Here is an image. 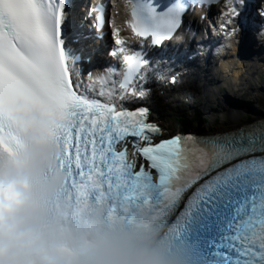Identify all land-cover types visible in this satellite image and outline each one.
Masks as SVG:
<instances>
[{
  "label": "snow or ice",
  "instance_id": "6c2138e0",
  "mask_svg": "<svg viewBox=\"0 0 264 264\" xmlns=\"http://www.w3.org/2000/svg\"><path fill=\"white\" fill-rule=\"evenodd\" d=\"M217 3L135 0L126 24L141 50L129 52L113 27L110 54L119 69L107 67L85 81L63 33L65 0H0V147L11 152L22 131L39 128L63 149L58 163L77 202L104 205L114 216L146 210L170 236L179 235L194 211L210 214L222 218L226 264H264V120L156 142L163 130L149 120V109L125 107L150 95L145 85L169 63L146 59L144 43L149 51L161 46L177 34L189 8ZM246 7L245 0H224L220 30L231 35L229 25ZM93 11L102 28L104 7ZM257 14L264 18V7ZM8 196L0 186V202Z\"/></svg>",
  "mask_w": 264,
  "mask_h": 264
},
{
  "label": "clouds",
  "instance_id": "9594fccd",
  "mask_svg": "<svg viewBox=\"0 0 264 264\" xmlns=\"http://www.w3.org/2000/svg\"><path fill=\"white\" fill-rule=\"evenodd\" d=\"M18 145L0 147V186L9 193L0 202V264H190L146 210L114 216L71 197L63 149L39 128L22 131Z\"/></svg>",
  "mask_w": 264,
  "mask_h": 264
},
{
  "label": "bare ground",
  "instance_id": "6f19581e",
  "mask_svg": "<svg viewBox=\"0 0 264 264\" xmlns=\"http://www.w3.org/2000/svg\"><path fill=\"white\" fill-rule=\"evenodd\" d=\"M120 20H121L120 18L117 19L118 22ZM123 36L128 38L127 33H124ZM208 77H206V79ZM152 82H154V84H157L156 80H154ZM185 83L190 87L188 94L191 96V93L194 90H196V88H198V87H196V83L193 81H191L190 83L187 81ZM158 86H156V87H158ZM240 86H245L247 88L248 99L250 101L251 100L254 101L258 107H261L264 104V86L262 84V81L260 80L259 77L256 76V74H254L253 72H249V73L245 74L243 76V81H242V84ZM235 87H238V86L233 85V84H231V86H230L231 89H233ZM163 90H165V89H160L158 87L159 93L162 92ZM218 96L225 98V95H223L221 93V91L219 90V88L217 86H211L205 90L204 100L206 101V110L209 109L210 102ZM156 99L160 100L161 98L159 96H156ZM224 102H225V100H222L220 103V105L222 107L224 106ZM261 118H264V115H261ZM216 120H217V118L213 117L212 125L209 127L211 130L214 129V130H212V131H214V133H223V132L233 130L236 127L243 125V122L241 121V117L239 115L234 113V111L228 112L225 108L223 109V116L221 117V123L217 124ZM167 129H168V131L171 132L169 127H167Z\"/></svg>",
  "mask_w": 264,
  "mask_h": 264
},
{
  "label": "rangeland",
  "instance_id": "374dc122",
  "mask_svg": "<svg viewBox=\"0 0 264 264\" xmlns=\"http://www.w3.org/2000/svg\"><path fill=\"white\" fill-rule=\"evenodd\" d=\"M262 81L264 82V79H262ZM190 105V104H189ZM213 107V106H212ZM167 108H169V106L167 107ZM259 109H261V108H259ZM263 109H264V107H263Z\"/></svg>",
  "mask_w": 264,
  "mask_h": 264
}]
</instances>
